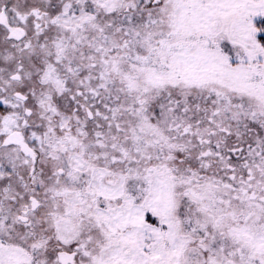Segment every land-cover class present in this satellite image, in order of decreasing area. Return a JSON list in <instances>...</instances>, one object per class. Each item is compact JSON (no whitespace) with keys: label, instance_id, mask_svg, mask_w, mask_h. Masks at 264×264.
<instances>
[{"label":"snow or ice","instance_id":"1","mask_svg":"<svg viewBox=\"0 0 264 264\" xmlns=\"http://www.w3.org/2000/svg\"><path fill=\"white\" fill-rule=\"evenodd\" d=\"M0 264H264V0H0Z\"/></svg>","mask_w":264,"mask_h":264}]
</instances>
